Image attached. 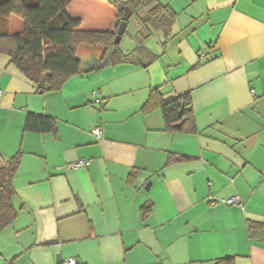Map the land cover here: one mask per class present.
I'll return each mask as SVG.
<instances>
[{"label": "crops", "instance_id": "0c3cea01", "mask_svg": "<svg viewBox=\"0 0 264 264\" xmlns=\"http://www.w3.org/2000/svg\"><path fill=\"white\" fill-rule=\"evenodd\" d=\"M158 1L176 19L165 47L161 34L143 43L155 56L146 68L144 55L97 70L102 47L80 45L79 73L42 94L0 55V167L22 154L0 264H264V238L248 228L264 224V0ZM66 10L82 31L117 30L107 0ZM144 15L128 21L124 53L137 48ZM7 25L22 31L16 17ZM155 89L166 101L190 95L196 133L163 131L159 110L140 113ZM28 113L53 118L56 132H24ZM170 155L188 160L168 164ZM80 160L88 165L68 167ZM232 197L240 203L222 202Z\"/></svg>", "mask_w": 264, "mask_h": 264}, {"label": "trees", "instance_id": "16d2710c", "mask_svg": "<svg viewBox=\"0 0 264 264\" xmlns=\"http://www.w3.org/2000/svg\"><path fill=\"white\" fill-rule=\"evenodd\" d=\"M70 0H0V55L9 58L42 94L59 92L64 84L79 73L80 63L76 58L80 45L100 46L102 55L97 70L121 64L140 65L139 59L148 57L143 67L155 59L147 52L143 43L156 34L162 35V46L168 43L172 35L176 13L168 5L158 0H107L115 9L119 3L133 11L137 17L142 11L145 15L138 18L141 31L135 35L137 48L124 53L114 44L115 33L82 31L81 21L69 16L66 5ZM16 17L22 22L19 34H10L7 21ZM118 24L121 13L117 12ZM145 53V54H144ZM159 110L163 120V131H178L187 134L196 133L189 94L164 100L158 90H152L147 101L140 109L142 115ZM181 116H180V115ZM181 124L179 128H174ZM24 132L55 133L56 122L53 118L28 113L24 122ZM188 158L170 155L167 163L186 162ZM22 161V154L2 159L0 167V232L8 228L17 217L13 199L16 195L13 178ZM151 204L142 211L148 214ZM249 234L253 239L264 238V224H249ZM261 232V234H260ZM214 264H234L231 257L218 259Z\"/></svg>", "mask_w": 264, "mask_h": 264}, {"label": "water", "instance_id": "95a60500", "mask_svg": "<svg viewBox=\"0 0 264 264\" xmlns=\"http://www.w3.org/2000/svg\"><path fill=\"white\" fill-rule=\"evenodd\" d=\"M117 11L119 13H121V20H120V23L118 24V27H117V30H116V36H115V39H114V44L115 45L120 44V42L122 40V37L125 34L128 21L130 20V18L133 15V11L129 7L125 6L122 3H119L117 5ZM39 93H42V92H39ZM180 126H181V124H176L173 127L177 129Z\"/></svg>", "mask_w": 264, "mask_h": 264}, {"label": "built area", "instance_id": "2783aa9c", "mask_svg": "<svg viewBox=\"0 0 264 264\" xmlns=\"http://www.w3.org/2000/svg\"><path fill=\"white\" fill-rule=\"evenodd\" d=\"M2 91H0V99L2 97ZM96 102H99V100H97ZM92 134L96 137V139L101 138L102 136V130L100 128H94L92 130ZM88 165V161L86 160H80L70 166H68L71 169H82L85 168ZM224 204L226 205H235V204H239L240 203V199L238 197H232L229 199H225L222 201ZM62 264H77L76 260L73 258H69L65 261H63Z\"/></svg>", "mask_w": 264, "mask_h": 264}, {"label": "rangeland", "instance_id": "374dc122", "mask_svg": "<svg viewBox=\"0 0 264 264\" xmlns=\"http://www.w3.org/2000/svg\"><path fill=\"white\" fill-rule=\"evenodd\" d=\"M133 18H134V16L132 17V19H133ZM126 46H127V37L125 36V37L123 38V40L121 41L119 47L122 48V49H125Z\"/></svg>", "mask_w": 264, "mask_h": 264}]
</instances>
